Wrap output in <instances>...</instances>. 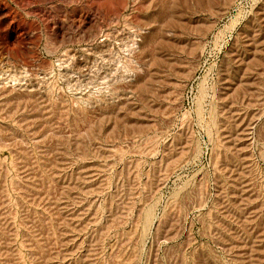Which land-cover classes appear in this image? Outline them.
<instances>
[{
	"label": "rangeland",
	"instance_id": "obj_1",
	"mask_svg": "<svg viewBox=\"0 0 264 264\" xmlns=\"http://www.w3.org/2000/svg\"><path fill=\"white\" fill-rule=\"evenodd\" d=\"M0 264H264V0H0Z\"/></svg>",
	"mask_w": 264,
	"mask_h": 264
}]
</instances>
